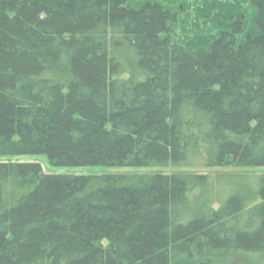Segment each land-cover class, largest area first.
<instances>
[{"label":"trees","instance_id":"1","mask_svg":"<svg viewBox=\"0 0 264 264\" xmlns=\"http://www.w3.org/2000/svg\"><path fill=\"white\" fill-rule=\"evenodd\" d=\"M245 2L249 16L212 0L200 21L216 32L180 39V9L159 0H0V156L264 168V0ZM235 254L264 261V172L63 177L0 161V264Z\"/></svg>","mask_w":264,"mask_h":264},{"label":"rangeland","instance_id":"2","mask_svg":"<svg viewBox=\"0 0 264 264\" xmlns=\"http://www.w3.org/2000/svg\"><path fill=\"white\" fill-rule=\"evenodd\" d=\"M131 4L139 5L145 0H130ZM171 6L172 8H178L181 11L180 22L175 26V36L177 38L187 36L191 33L192 29L197 26L204 28L203 31L211 33L214 29L216 32L214 22L210 23L200 21L201 18L207 17L210 9V3L212 0H159ZM235 2L236 5L240 6L242 11L248 16L253 12L251 7L245 0H216L220 5H226V2ZM223 9L226 6L222 7ZM201 23V25H200ZM205 24V25H204ZM198 29V28H197ZM197 30L193 33H196ZM181 36V37H180ZM0 161H11V162H39L42 164L44 170L47 173L59 174L63 177H73L87 174H111V173H127V172H175V173H190V172H207V173H248L264 172V168H234V167H152V168H133V167H107L104 165H89L79 167L69 166H55L45 155H4L0 156ZM263 259L259 256H251L244 254H235L230 263L231 264H264Z\"/></svg>","mask_w":264,"mask_h":264}]
</instances>
